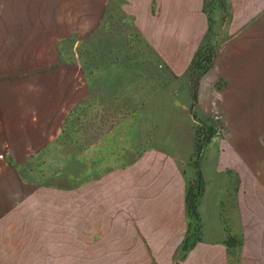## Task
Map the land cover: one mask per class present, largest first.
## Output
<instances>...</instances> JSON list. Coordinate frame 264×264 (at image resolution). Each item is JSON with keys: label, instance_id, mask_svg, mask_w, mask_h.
Here are the masks:
<instances>
[{"label": "rangeland", "instance_id": "1", "mask_svg": "<svg viewBox=\"0 0 264 264\" xmlns=\"http://www.w3.org/2000/svg\"><path fill=\"white\" fill-rule=\"evenodd\" d=\"M203 7L201 50L215 55L194 103L189 58L183 54L176 63L165 56L161 50L168 48L155 45L144 16L137 22L112 6L108 20L42 22L43 42L57 45L58 61L37 68L72 72L74 100L57 143L18 164L42 196L43 207L28 208L26 218L41 212L35 218L43 227L41 241L31 246L36 257L41 251L37 264H136L138 255L143 264L161 263L164 227H170V240L183 231L164 264H183L197 242L218 237L238 262L244 236L264 231L255 226L264 220V0H203ZM209 125L215 132L210 138ZM188 187L198 192L196 217L184 203ZM83 208H90V247L79 226ZM18 219L12 214L8 226ZM51 221L63 228L73 223L63 260H50L44 227ZM123 222L148 228L137 230L140 253L128 234V241L117 234ZM228 233L235 236L230 250ZM260 246L264 252V242Z\"/></svg>", "mask_w": 264, "mask_h": 264}, {"label": "crops", "instance_id": "2", "mask_svg": "<svg viewBox=\"0 0 264 264\" xmlns=\"http://www.w3.org/2000/svg\"><path fill=\"white\" fill-rule=\"evenodd\" d=\"M112 6L114 9L122 8L137 22H141L143 16L149 20L150 35L155 39V45L167 47L168 51L163 49L161 52H168L165 56L171 55L176 63L183 54L190 62L207 27L203 0H0V264H27L28 261L37 264L41 261V251L38 257L31 251V246L41 241L43 227L41 220H35L41 218V212L33 210V216L29 220L26 218L28 208L43 207L42 196L40 192L36 194L35 185L20 174L18 164H27L38 154L41 157L43 149L57 143L67 110L74 100L68 89L72 72L68 74V70L63 72L57 67L38 69L47 60L58 61L57 45L43 42L42 22L108 20ZM51 27L50 24L47 28ZM145 34L149 37L147 31ZM96 191L107 194V190ZM113 195H116V190H113ZM56 205L50 203L49 208H56ZM88 206V201L86 204L83 200L82 207ZM137 209L131 208L132 211ZM138 211L148 214L150 208H139L136 213ZM88 212L90 208H83L79 226L83 237L88 236L86 240L90 247ZM12 214H17L19 219L15 225L8 226V218ZM65 223V228L59 227L56 221L44 227L52 250L50 260H57L58 255L63 260L62 255L71 250L68 246L72 245L66 242L72 234L73 223ZM139 225L137 230L148 229ZM263 225L264 220L255 222L257 228ZM118 226L121 229L117 234L125 233V241H128V234L130 244L133 243L140 253L143 244L138 242L135 224L123 222ZM127 227L130 232H126ZM169 231L170 227H164L159 234L163 242L158 261L163 264L171 262L183 235L182 230L177 231V235L170 240ZM142 235L146 236L145 233ZM150 236V233L146 236L149 241ZM262 242L264 231L248 233L240 247L239 261L232 262L222 238L202 240L187 254L183 264H264ZM144 251L148 253L147 248ZM144 260L138 255L135 263L143 264Z\"/></svg>", "mask_w": 264, "mask_h": 264}, {"label": "trees", "instance_id": "3", "mask_svg": "<svg viewBox=\"0 0 264 264\" xmlns=\"http://www.w3.org/2000/svg\"><path fill=\"white\" fill-rule=\"evenodd\" d=\"M204 9V7H203ZM202 41V40H201ZM201 43L200 42L195 49L191 60L189 62V80H190V89H191V98H192V103H194L197 99V92H198V86H199V79L201 75L208 69L210 66L213 64V58L215 55V52L213 50L209 51L207 50L206 52H203L201 50ZM208 131L209 133L207 134L208 138L213 136L215 134L213 126L209 125L208 126ZM203 143L200 142L197 144L195 151L196 153H200L202 149ZM197 154V155H198ZM197 175H198V180L200 182L199 184V189H202V176H201V171L198 169L197 170ZM198 192L193 191L192 187H188L185 195V203L186 207L189 211L190 214L194 215L195 217L197 216V196ZM235 236L228 233L227 237L225 239V242L227 246L230 247L235 244ZM183 254L180 255L182 257L185 253L186 246L182 248ZM154 264H162V263H154ZM173 264H179V261L176 260Z\"/></svg>", "mask_w": 264, "mask_h": 264}]
</instances>
